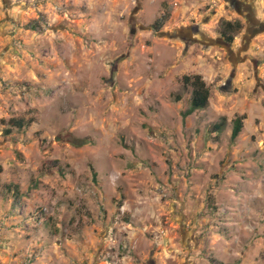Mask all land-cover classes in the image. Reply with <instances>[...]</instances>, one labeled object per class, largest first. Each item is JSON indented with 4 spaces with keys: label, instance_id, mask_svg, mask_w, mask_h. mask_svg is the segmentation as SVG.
I'll return each mask as SVG.
<instances>
[{
    "label": "rangeland",
    "instance_id": "1",
    "mask_svg": "<svg viewBox=\"0 0 264 264\" xmlns=\"http://www.w3.org/2000/svg\"><path fill=\"white\" fill-rule=\"evenodd\" d=\"M0 264H264V0H0Z\"/></svg>",
    "mask_w": 264,
    "mask_h": 264
},
{
    "label": "trees",
    "instance_id": "2",
    "mask_svg": "<svg viewBox=\"0 0 264 264\" xmlns=\"http://www.w3.org/2000/svg\"><path fill=\"white\" fill-rule=\"evenodd\" d=\"M155 29H158L156 23L153 24ZM242 29V25L238 21L225 20L221 22L220 25V35L224 41L231 43L234 39L236 33H239ZM183 85L189 86L191 88L190 98H189V107L186 110L187 114L192 113L197 109H203L208 105L209 90L199 74L185 75L183 76ZM11 126H16L21 128L23 122L20 119L11 120ZM242 123L241 119L237 118L234 120L230 138L234 140L240 132ZM213 128L215 130L221 128V124H214ZM11 128L5 130L6 133H10Z\"/></svg>",
    "mask_w": 264,
    "mask_h": 264
}]
</instances>
